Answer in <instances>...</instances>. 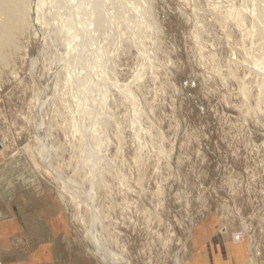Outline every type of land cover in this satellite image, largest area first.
<instances>
[{
	"label": "rangeland",
	"instance_id": "obj_1",
	"mask_svg": "<svg viewBox=\"0 0 264 264\" xmlns=\"http://www.w3.org/2000/svg\"><path fill=\"white\" fill-rule=\"evenodd\" d=\"M75 2L41 13V22L57 15L56 39L42 48L33 31L46 23L33 20L30 0H0V189L48 195L95 264H106L52 169L89 189L93 158L99 228L132 264H239L241 233L244 264H264V0H93L95 24L74 15ZM63 17L84 18L87 36L74 40L42 105L55 148L46 164L35 115L56 55L69 49Z\"/></svg>",
	"mask_w": 264,
	"mask_h": 264
},
{
	"label": "crops",
	"instance_id": "obj_2",
	"mask_svg": "<svg viewBox=\"0 0 264 264\" xmlns=\"http://www.w3.org/2000/svg\"><path fill=\"white\" fill-rule=\"evenodd\" d=\"M232 246L244 264L247 243ZM0 257L3 264H95L66 213L34 188L0 189Z\"/></svg>",
	"mask_w": 264,
	"mask_h": 264
},
{
	"label": "bare ground",
	"instance_id": "obj_3",
	"mask_svg": "<svg viewBox=\"0 0 264 264\" xmlns=\"http://www.w3.org/2000/svg\"><path fill=\"white\" fill-rule=\"evenodd\" d=\"M58 1L59 0H30V6H29V9H30V11L29 12H32V14L34 15V19L33 20H35V21H37L38 23H40V26L41 25H43V24H45L46 23V27H45V25H44V29H42L41 31H40V29L39 28H37L36 27V29L33 31L34 33V37H37L38 39H40V43H42L43 45H42V48H45L44 47V44H45V46L46 45H49V43L51 42L50 41V38L51 37H53L54 38V34H52L51 33V31L53 30V29H55L56 28V26H57V23L54 25V23H52V21H55L57 18H56V16L54 15L55 14V10H53L52 9V7H54L55 8V6L58 4ZM74 1H76L75 3H73V5L75 6V7H77L76 9V14L74 13V15H82L83 13H84V16L86 17V21H88V23H90V24H95V19H92V17H90V10L92 11V13H93V15H94V12L96 11V9L94 8V6H93V0L91 1V0H74ZM65 2V1H64ZM67 2V1H66ZM65 2V3H66ZM71 2V1H70ZM92 4H91V3ZM29 3V2H28ZM72 4V3H71ZM71 4L69 5V6H71ZM90 5H91V7H90ZM58 6H59V4H58ZM62 6H66V4L64 5V3H63V5ZM58 8V7H57ZM61 7L59 6V9H60ZM65 9H67L66 7H64ZM59 9L57 10V12L59 11ZM62 9V8H61ZM60 9V10H61ZM84 9V10H83ZM145 9V8H144ZM264 9V8H263ZM69 10V9H68ZM55 11V12H54ZM75 11V10H74ZM73 11V12H74ZM45 13L46 15L48 14L49 15V13H53L54 12V19L55 20H50V21H48V19L49 18H46L47 19V21H42L41 22V17H42V14L41 13ZM64 12H65V10L63 11V14H64ZM61 13V12H60ZM68 12H66V14H67ZM59 14V13H58ZM52 15V14H51ZM59 15H61L62 16V13L61 14H59ZM69 15H71L70 13L68 14V16ZM73 15V14H72ZM88 15H89V17H88ZM111 16V15H110ZM113 16V15H112ZM44 17V16H43ZM65 17V16H64ZM64 17H63V21H61L62 22V25H60V29H59V31L61 32L62 30H63V27L66 29V34H68L69 36V38H68V41H67V44L69 45V49H67V50H64V51H60L59 53L58 52H56V53H58L57 55H56V58L58 57L59 58V62L57 63L56 62V64H55V68H54V70L52 71V73H51V77H49V82H51L50 84H48L47 85V89H46V93L44 94V92L42 93V96L44 95V97H43V99L41 100V103H37L39 106V108H38V113L39 114H36L35 116H37V115H39L40 117V119H38V121H36L37 122V127L38 128H40V129H42V127H43V125H45V121H43V120H45V119H43L44 118V116L43 115H45V114H43L42 115V111H41V109H43L42 108V105L43 104H45V101L48 99V96H50L53 92H55V90H54V88L56 87L57 88V86H56V82H57V80H56V77H58V76H56L57 75V73H59V71H61L62 69H61V65H60V63H61V60L62 61H64L65 59H69L68 57L71 55V45L73 44V42H75L74 40L76 39L77 40V38L79 37V38H81L80 36L82 35V38H83V35H85V33L84 34H82L81 33V29H82V27H80L79 26V24H83L84 22L82 21L83 19L82 18H80V21H79V19L76 21V18H75V21L76 22H73L72 21V17H71V20H69V21H71V22H73V23H71V24H69L70 22L67 20L66 21V19H64ZM78 17V16H77ZM83 17V16H82ZM45 18V17H44ZM59 18V17H58ZM79 18V17H78ZM112 18V17H111ZM110 18V19H111ZM50 19H53V17L52 18H50ZM70 19V18H69ZM60 20V19H59ZM73 20H74V18H73ZM57 22V21H56ZM60 22V21H59ZM43 23V24H42ZM37 24V23H36ZM59 24V23H58ZM85 25H87V24H85ZM34 27V26H33ZM91 27H92V25H91ZM41 28V27H40ZM86 28V27H85ZM90 29V28H89ZM83 30H86V29H83ZM94 30V29H93ZM57 31V30H56ZM88 31V30H87ZM70 32H72L71 34H70ZM89 32V31H88ZM95 32V34H96V30L94 31ZM54 33V32H53ZM56 34H57V32H55ZM54 35V36H52V35ZM94 34V33H93ZM94 34V36H97V35H95ZM59 35V34H58ZM57 35V36H58ZM62 35V34H61ZM63 36V35H62ZM64 36H65V34H64ZM87 36V34L84 36V39H85V37ZM88 36H90L89 34H88ZM91 36H92V33H91ZM90 36V37H91ZM92 38V37H91ZM55 39H56V36H55ZM89 39V38H88ZM87 39V40H88ZM61 40V39H60ZM64 40V39H63ZM86 40V39H85ZM84 40V42H86ZM36 41V40H35ZM81 41V40H80ZM82 41H83V39H82ZM96 41V40H95ZM53 42V41H52ZM63 42V41H62ZM94 42V41H93ZM36 43H37V41H36ZM81 43V42H80ZM80 43H78V45L80 44ZM34 44V43H33ZM39 44V43H38ZM51 44V43H50ZM54 44V43H53ZM82 44V43H81ZM92 44V43H91ZM93 44H96V43H93ZM92 44V45H93ZM40 45V44H39ZM76 43L72 46V48H76ZM85 45H87V44H83V46H81L80 48H79V46H78V48H79V52H81L82 51V47H84ZM38 48L40 47V46H37ZM37 47H35V48H37ZM88 48H89V46H87ZM86 46H85V48H87ZM92 47V46H91ZM50 48V47H49ZM31 49H32V47H31ZM41 49V48H40ZM59 49V48H58ZM84 49V48H83ZM90 49V48H89ZM93 50H91V51H94V46H93V48H92ZM36 50H38V49H36ZM44 50V49H43ZM47 50H48V47H47ZM77 50V49H76ZM97 50V49H96ZM100 50V49H99ZM46 51V50H45ZM58 51V50H57ZM84 51V50H83ZM98 51V50H97ZM39 52H40V50H39ZM43 52V51H42ZM86 52V51H85ZM88 52H89V50H88ZM96 52V51H95ZM76 53H78V52H76ZM75 53V54H76ZM39 54V53H38ZM52 54V53H51ZM88 54V53H87ZM91 54V53H90ZM89 54V56H91ZM97 54H98V52H97ZM45 55H46V53H45ZM54 55V56H55ZM77 55V54H76ZM75 55V56H76ZM80 55V54H79ZM82 55V54H81ZM99 55V54H98ZM35 57H36V55H34ZM53 56V57H54ZM89 56L88 57H86L87 59L89 58ZM95 56H97V55H95ZM100 56L101 55H99V56H97V57H99L100 58ZM37 57H38V55H37ZM49 57V56H48ZM78 57V56H77ZM76 57V58H77ZM82 56H79L78 57V59L80 60V59H82L81 58ZM84 57H85V55H84ZM83 57V58H84ZM94 56H93V54H92V58H93ZM96 57V58H97ZM52 58V57H51ZM75 58V57H74ZM85 58V59H86ZM91 58V57H90ZM90 58H89V60H90ZM95 58V57H94ZM94 58H93V61H94ZM96 58H95V63H96ZM98 58V59H99ZM38 59V58H37ZM71 59V58H70ZM98 59H97V62H98ZM53 60V59H52ZM51 60V61H52ZM76 60V59H75ZM102 60V59H101ZM38 61V60H37ZM54 62H55V60H53ZM58 61V60H57ZM82 61V60H81ZM85 61H87V60H85ZM100 61V60H99ZM40 62V61H39ZM54 62H52L53 64H54ZM84 62V61H83ZM73 63H76V62H73ZM80 63V62H79ZM78 63V64H79ZM87 63H88V61H87ZM91 63H92V60H91ZM52 64V65H53ZM69 64V60H67L66 61V63H64L63 65H67V66H69L68 65ZM81 64V63H80ZM80 64H79V66H80ZM89 64V63H88ZM87 64V65H88ZM38 65V64H37ZM51 65V64H50ZM77 65V64H76ZM76 65H75V67H76ZM81 65H84V64H81ZM96 65L97 66H99L100 68L102 67L101 65H102V63L100 62L99 63V65H98V63H96ZM54 66V65H53ZM53 66H52V68H53ZM64 66V67H65ZM66 66V67H67ZM63 67V68H64ZM75 67H74V69H75ZM85 67V66H84ZM87 67H89V66H87ZM95 67V66H94ZM48 68V67H47ZM90 68H92L91 66H90ZM89 68V69H90ZM105 68V67H104ZM45 69V68H44ZM71 69H72V67H71ZM89 69H88V71H89ZM103 69V68H102ZM101 69V70H102ZM36 70V69H35ZM83 72H81V73H84V71L85 70H83V69H81ZM93 70H94V68H93ZM97 70V69H96ZM95 70V71H96ZM67 71H68V69H67ZM77 71H78V69H77ZM100 71V70H99ZM105 71V70H104ZM103 71V72H104ZM75 72V71H74ZM87 71H85V73H86ZM93 72V71H92ZM47 73V72H46ZM78 73V72H77ZM84 73V74H85ZM107 73V72H106ZM88 74V73H87ZM86 74V75H87ZM99 74H101V72H99ZM98 74V75H99ZM103 74V73H102ZM140 74V73H139ZM40 75V74H39ZM81 75V74H80ZM79 76V75H78ZM82 76V75H81ZM93 76H95V75H93ZM92 76V77H93ZM141 76V75H140ZM70 77H71V75H70ZM100 77V76H99ZM43 78V77H42ZM72 78V77H71ZM78 78V77H77ZM86 78V77H85ZM84 78V79H85ZM88 78V77H87ZM90 78V77H89ZM96 79H97V76L95 77ZM103 77H101V79H102ZM59 79H60V77H59ZM80 79V78H79ZM84 79H83V81H84ZM96 79H94L95 80V83H96ZM104 80H105V78H103ZM99 80V79H98ZM85 81H86V79H85ZM88 81V80H87ZM89 81H90V79H89ZM101 80H99V82H100ZM81 82V81H80ZM79 82V83H80ZM98 82V83H99ZM85 83H87V82H85ZM90 83H92V81H90ZM101 83V82H100ZM99 83V84H100ZM88 84V83H87ZM46 85V84H45ZM79 85V84H78ZM90 85V84H89ZM88 85V86H89ZM130 85V84H129ZM80 86H81V84H80ZM80 86H78V87H80ZM87 86V85H86ZM97 85L95 84V87H96ZM77 87V89L79 90V88ZM83 87V86H82ZM90 87V86H89ZM87 88L86 87V89L88 90V89H90V88ZM81 88V87H80ZM84 88H85V86H84ZM59 89H60V87H59ZM85 89V90H86ZM45 90V89H44ZM58 89H56V91H57ZM77 90V91H78ZM86 90V91H87ZM53 91V92H52ZM91 91H92V89H91ZM90 91V92H91ZM95 92H96V90H94ZM93 91V92H94ZM98 91H101V90H99L98 89ZM97 91V92H98ZM102 91H103V89H102ZM104 91H106L105 90V88H104ZM103 91V92H104ZM85 92V91H84ZM83 92V93H84ZM88 92H89V90H88ZM133 92V91H132ZM57 93V92H56ZM55 93V94H56ZM80 92L78 91V94H79ZM82 93V92H81ZM82 93V94H83ZM105 93V92H104ZM131 93V92H130ZM86 94V93H85ZM96 94V93H95ZM103 94V93H102ZM95 96V95H94ZM40 97H41V95H40ZM92 97H93V95H92ZM96 97V96H95ZM106 97V96H105ZM86 98V97H85ZM91 98V97H90ZM107 98V97H106ZM135 98H136V96H135ZM38 99H40V98H38ZM82 99V98H81ZM92 99V98H91ZM102 99H104L105 100V98L104 97H102ZM88 99H86L85 101H87ZM93 100V99H92ZM98 100V99H97ZM103 100V101H104ZM38 101V100H37ZM96 101V100H95ZM40 102V101H39ZM84 102V101H83ZM139 102V101H138ZM79 103V102H78ZM93 103V102H92ZM96 103V102H95ZM88 104H90V103H88ZM82 105V104H81ZM91 105V104H90ZM137 105V104H136ZM94 105H92V107H93ZM89 107V106H88ZM80 107L78 106V109H79ZM101 108V107H100ZM83 109V108H82ZM96 109V108H95ZM85 110V109H84ZM100 110V109H99ZM137 110V109H136ZM96 111V110H95ZM90 112V114H91V111H89ZM139 112V111H138ZM97 113V112H96ZM141 113V112H140ZM93 114H95V113H93ZM138 114V113H137ZM97 114H95V116H96ZM80 117V116H79ZM138 117V116H137ZM139 117H140V115H139ZM37 118V117H36ZM141 118V117H140ZM81 119V118H80ZM93 119V118H92ZM93 120H95V119H93ZM139 120H141V119H139ZM35 122V123H36ZM93 122V121H92ZM95 123H96V120L94 121ZM137 122V121H136ZM95 123H93L92 125L93 126H95ZM100 123V122H99ZM98 124V123H97ZM85 125V124H84ZM79 126V125H78ZM97 126V125H96ZM137 125H135V127H136ZM48 127V126H47ZM46 127V128H47ZM91 127V126H90ZM141 127V126H140ZM78 128V127H77ZM84 128V127H83ZM40 129H39V131H40ZM44 129V133H42V134H44L43 136V140H42V138H40L42 141V145H37L38 146V148L36 147V149H37V154L38 155H40V156H43V154L42 153H44L45 152V150H50V149H53V142H51V132H50V130H46L45 129V127L43 128ZM42 129V130H43ZM47 129H49V128H47ZM85 129H86V127H85ZM87 129H89V128H87ZM92 129H93V127H92ZM95 129H96V127H95ZM98 129V128H97ZM96 129V130H97ZM138 129H139V127H138ZM46 130V131H45ZM82 130V129H81ZM36 131H38V130H36ZM83 131V130H82ZM82 131H79V132H82ZM84 131H86V130H84ZM88 131V130H87ZM86 131V132H87ZM91 131V130H90ZM90 131H89V133H90ZM95 131V130H94ZM141 131V130H140ZM34 132H35V130H34ZM94 133V132H93ZM138 133V132H137ZM38 134H40V132L38 133ZM96 134V133H95ZM141 134V133H140ZM83 135V134H82ZM91 135H92V132H91ZM89 136V135H88ZM94 135H92V137H93ZM98 136V135H97ZM85 137H86V135H85ZM84 137V141H86L85 138ZM94 137H96V135L94 136ZM37 138H39V137H37ZM37 138H35V139H37ZM38 141H39V139H37ZM88 140H89V137H88ZM36 141V140H35ZM40 143V142H39ZM38 143V144H39ZM52 144V145H51ZM36 145V144H35ZM88 145V144H87ZM52 146V147H51ZM55 146V145H54ZM89 146V145H88ZM49 147V148H48ZM89 147H91V146H89ZM93 148V147H92ZM55 149V148H54ZM53 149V150H54ZM93 151V149L91 150V152ZM53 151H51L50 152V154L52 153ZM45 153H47V152H45ZM96 154V153H95ZM56 155V154H55ZM90 155V154H89ZM39 156V157H40ZM49 153H47V155L45 156V159L43 160L44 161V163L46 162V164L47 163H49L50 162V159H49ZM54 156V155H53ZM93 156V155H92ZM37 157V156H36ZM99 157V156H98ZM41 158V157H40ZM58 158H59V156H58ZM96 158V157H95ZM100 158V157H99ZM99 158H97V159H99ZM49 159V161H47ZM40 160V159H39ZM92 160H93V158H92ZM91 160V162L90 161H85V163L86 164H89V163H91V164H89V172H88V175L90 174L91 175V178H89L90 180H89V182H90V184L92 185V186H90V188L89 189H86L84 186H83V184L82 183H79L76 179H73V178H69V177H65V176H61V174H59L58 172H57V168L55 169V168H53L52 167V165L51 166H49V167H52V169H53V171L55 172V177L57 178V180H58V182H59V185H60V187H61V189L64 191V192H66V194L68 193L69 195H70V197H71V199H72V201L76 204V206H77V209L79 210L78 212H79V215H77V217L79 216L80 217V219H81V221H82V223L84 224V226H85V235H86V239L88 240V242L91 244V246H92V249H93V251L97 254V255H100L101 256V258H103V260H104V262L106 263V264H132V262L131 261H129V259H127L122 253H120V252H118V251H116L110 244H109V241H108V239H107V237L105 236V234L103 233L104 232V230H102V228L100 229L99 228V225H101L102 226V221H103V219H102V214H101V210L98 208V206H96V204H95V195H96V191H95V176L96 175H99L98 173H100L101 171L98 169V168H100V166H99V162H96L95 161V159H94V161H92ZM99 161V160H98ZM101 162V161H100ZM64 163V162H63ZM97 163H98V165H97ZM50 164V163H49ZM48 164V165H49ZM48 169V168H47ZM51 169V170H52ZM104 174V173H103ZM88 175H86L87 177H88ZM101 175H102V173H101ZM85 208L87 211H89L90 212V216H89V218H86L83 214H81V212H80V209L81 208ZM82 210V209H81ZM91 217V218H90ZM175 256V255H174ZM177 258V257H176ZM174 264H180V261L178 260V258L177 259H175V261H174Z\"/></svg>",
	"mask_w": 264,
	"mask_h": 264
},
{
	"label": "built area",
	"instance_id": "obj_4",
	"mask_svg": "<svg viewBox=\"0 0 264 264\" xmlns=\"http://www.w3.org/2000/svg\"><path fill=\"white\" fill-rule=\"evenodd\" d=\"M241 237H243L242 233L240 235H235L234 238H233L234 242L241 241ZM0 264H3V260H2L1 257H0Z\"/></svg>",
	"mask_w": 264,
	"mask_h": 264
}]
</instances>
